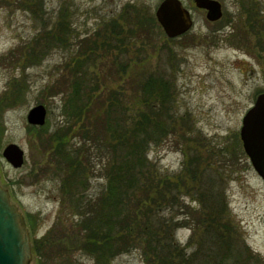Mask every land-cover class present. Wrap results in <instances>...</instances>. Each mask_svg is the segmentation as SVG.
<instances>
[{"label": "trees", "instance_id": "1", "mask_svg": "<svg viewBox=\"0 0 264 264\" xmlns=\"http://www.w3.org/2000/svg\"><path fill=\"white\" fill-rule=\"evenodd\" d=\"M5 3L7 0H0V6ZM12 4L29 12L43 30L29 44L1 57L9 67L24 69L39 64L52 49L70 50L77 41L67 67L71 78L57 81L64 87L60 91L65 94L62 112L67 122L51 133L44 127L36 137L43 153L51 155L56 165L63 207L78 217L72 224L78 250L94 258L95 264H111L116 257L133 251L141 252L145 264H251L252 259L256 264L258 259L239 238L225 198L230 177L226 168L240 157L248 159L239 136L229 138L230 144H215L190 119L177 113L169 71L165 76L147 74L146 64L138 57L132 59V65L125 60L140 37L154 45L153 37L162 36L155 17L133 10L125 12L121 20L104 22L106 42L98 47V36L80 40L68 8H62L50 22L45 17V0ZM240 4L249 28L262 40L256 29L261 11L248 2L240 0ZM109 45L119 53L110 52ZM258 47L264 51V45ZM108 52L116 57L105 70L109 78H89L95 61ZM90 60H94L92 66ZM21 85L14 80L0 108L12 100H22ZM48 91L54 93L53 87ZM79 136L80 147L73 150L70 143ZM164 141H171L183 152L185 160L179 173H164L149 159L151 146ZM95 160L101 164L106 184L99 195L92 196L89 189ZM187 197L197 201L198 207H190ZM33 220L30 216L35 231ZM180 228H193L198 234L202 242L196 243L197 249L189 253L190 245L177 244L174 234ZM46 239H34L39 264H52ZM63 264L75 263L66 259Z\"/></svg>", "mask_w": 264, "mask_h": 264}, {"label": "rangeland", "instance_id": "2", "mask_svg": "<svg viewBox=\"0 0 264 264\" xmlns=\"http://www.w3.org/2000/svg\"><path fill=\"white\" fill-rule=\"evenodd\" d=\"M161 1L45 0V17L50 22L55 21L60 10L68 8L80 40L88 35L98 36L99 47L106 42L107 31L102 28L104 22L121 20L125 12L133 10L155 17ZM181 1L192 13L193 28L184 37L176 39L167 38L160 28L162 36L157 34L153 37L154 45L140 37L125 60L132 65V59L138 57L146 64L147 74L156 72L165 76L171 73L177 113L190 119L192 125L215 144H230L229 138L235 134L239 136L246 112L256 97L264 93V51L258 47L264 45V0H242L261 11L256 29L262 40H258L257 32L249 28L240 0H218L223 5L224 17L216 24L207 20L206 13L197 9L193 0ZM7 2L0 6V102L3 97H6L4 101L9 97L15 79L22 84L23 94L22 100H12L0 108V187L9 192L11 204L17 206L25 218L31 237L30 264H39L34 239L43 237H47L44 244H51L47 249L53 258L52 264H63L66 259L75 264H95L94 258L80 252L75 245L77 231L72 224L78 221V217L63 207L61 181L54 170L56 165L51 162V155L43 153L36 137L44 127H48L51 133L67 122L62 112L65 94L60 91L64 87L57 81L71 78L67 67L71 54L76 52L77 41L70 50L52 49L39 64L28 65L24 69L9 67L1 57L29 44L43 28L29 12L12 4L17 0ZM244 36L246 41H243ZM259 41L263 43L259 45ZM109 46L110 52L119 53L114 46ZM110 52L95 61V67L88 72L89 78H99L100 81L109 78L105 70L116 59ZM117 58L124 61L122 55L118 54ZM90 61L92 66L94 60ZM120 73L124 75L123 71ZM51 86L54 93L48 91ZM103 90L102 87L100 92ZM38 105L47 110L44 127H34L27 122L29 111ZM10 144L17 145L24 152L25 162L19 169L13 168L2 155ZM70 146L73 150L80 147V136ZM149 159L164 173L175 174L182 170L185 157L171 141H164L151 146ZM49 161L51 163L48 164ZM229 165L230 168L226 169L230 171V177L225 184L228 210L239 238L258 259L256 264H264V181L249 159L240 157L234 166ZM92 166L96 172L91 178L89 192L97 196L103 191L106 180L101 176L99 161L95 160ZM185 202L192 208L198 207L197 201L190 197ZM30 216L37 224L35 231L30 226ZM174 239L180 246L190 245L189 253L197 249L198 241L202 242L193 228L176 230ZM66 251L71 253L67 255ZM111 264L145 263L141 252L133 251L116 257ZM251 264H254L253 259Z\"/></svg>", "mask_w": 264, "mask_h": 264}, {"label": "water", "instance_id": "3", "mask_svg": "<svg viewBox=\"0 0 264 264\" xmlns=\"http://www.w3.org/2000/svg\"><path fill=\"white\" fill-rule=\"evenodd\" d=\"M194 4L206 11L210 22L219 21L223 16L222 5L217 0H194ZM155 17L169 39L186 34L193 27L191 13L180 0H163ZM46 118V108L38 105L29 111L27 122L41 127L46 124ZM240 139L254 170L264 181V93L256 97L243 117ZM3 157L15 169L25 162L23 150L15 144L4 149ZM31 260V237L25 218L17 206L11 204L9 192L0 187V264H30Z\"/></svg>", "mask_w": 264, "mask_h": 264}, {"label": "flooded vegetation", "instance_id": "4", "mask_svg": "<svg viewBox=\"0 0 264 264\" xmlns=\"http://www.w3.org/2000/svg\"><path fill=\"white\" fill-rule=\"evenodd\" d=\"M222 21V20H221ZM221 21H219V22H217V23H220ZM214 24H216V23H214Z\"/></svg>", "mask_w": 264, "mask_h": 264}]
</instances>
